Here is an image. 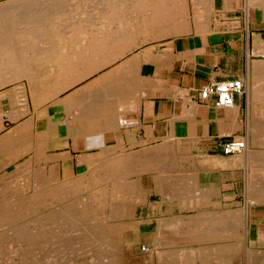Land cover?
I'll return each instance as SVG.
<instances>
[{"label":"crops","instance_id":"crops-1","mask_svg":"<svg viewBox=\"0 0 264 264\" xmlns=\"http://www.w3.org/2000/svg\"><path fill=\"white\" fill-rule=\"evenodd\" d=\"M177 1H182L184 6L181 23L147 27L134 40L123 37L85 42L72 38L50 43L57 49H65L48 59L56 64L51 65L53 71L43 73V84L37 95L46 100L39 107L34 106V93L26 80L0 89V114L8 125L0 131V136L26 122L34 128L35 137L37 134L46 137L38 140L40 157L43 156L40 164L32 162V166L33 169L42 167L46 176L56 175L59 183L87 176L102 163L109 164L111 159L150 161L166 155L172 160L175 167H168L171 178L167 194L171 199L167 204L160 201V183H153L149 175L142 176L140 189L144 191H141L151 190V193L148 203L136 206V220L140 224L137 256H143L154 243L158 219L191 214L179 210L185 201L175 197V191L193 190L196 197L187 198L188 202H211L213 212L224 206L238 209L239 188L242 183L246 189L249 165L238 166L235 161L239 155H223L221 146L237 136L247 137L248 144L252 141L248 130L254 119L250 92L256 86L255 80L264 84V73L254 72L255 65L264 62L257 54L264 53V0H172ZM71 28L61 27L62 30ZM83 47L86 56H79ZM99 47L106 49L101 57L105 64L92 70L89 66L98 57L93 50ZM115 47L122 50L114 54ZM232 79L242 80L245 92L234 97L231 107H215L213 97L205 102L200 100V91L205 85ZM100 82L106 89L103 88L106 101L101 108H94V98L95 102L99 101L102 95H96L102 93L98 89ZM18 84L23 86L27 109L21 107ZM32 153L17 162L32 159ZM126 168L127 165V171ZM250 218L251 237L252 230L256 235V226L264 223V217ZM159 252L167 255L169 250L156 249L157 258ZM157 258L153 264H159ZM232 264L238 262L235 260Z\"/></svg>","mask_w":264,"mask_h":264},{"label":"bare ground","instance_id":"bare-ground-1","mask_svg":"<svg viewBox=\"0 0 264 264\" xmlns=\"http://www.w3.org/2000/svg\"><path fill=\"white\" fill-rule=\"evenodd\" d=\"M67 1H0V88L26 80L34 93L32 100L35 107H39L46 100L37 95L43 84V73L46 70L53 71L51 65L56 64L48 59L61 54L65 49H57L50 44L53 41L77 38L88 42L109 38L120 40L123 37L134 40L144 34L142 29L147 27L177 24V17L184 16L185 13L182 1L172 0H151L143 3L138 0H74L68 11L63 12L67 9ZM63 6L65 8L61 9ZM147 8L150 10L148 13L144 11ZM200 19L202 20L199 17ZM61 27H72V30H62ZM80 50L78 55L86 56V49L83 47ZM105 50L102 47L93 50V54L100 58L97 57L89 68L95 70L105 64L101 58ZM119 50L122 49L115 47L113 53L118 54ZM99 84L98 89L102 93L97 92L96 95L102 94L100 100L95 102V98L90 99L94 102L93 107L101 108L106 100L103 96L104 85L102 82ZM18 87L24 93L22 84H18ZM260 96L262 99L258 103H261L262 108H257L258 115L264 110V91ZM23 123L25 124L15 126L16 128L0 139V173L8 165L15 164L19 158L34 151L31 154L32 159L17 162L11 172L0 174V264H153L157 258L154 253L156 249L169 250L167 255L159 252V264H232L237 259L240 264H264V224L256 226V235L252 239L248 214L251 207L264 205V195H259L260 190L255 185L259 178L252 179L250 185L251 197L244 213L245 226L241 224L245 229L244 233H240L241 236L236 234L238 228L236 229L237 225L233 226V219L225 218L218 222V219L207 218L204 222H198L199 220H191L188 215L169 220L160 218L157 221L154 243L148 246L144 257L135 260L129 254L126 241L129 239L134 243L139 242L136 228L140 224L134 225L136 219H122L121 207L133 209L131 213L135 216L136 206L148 203L147 193L150 194L151 190L144 193L140 189L143 175H149L153 183H160V201L167 204L171 196L164 193L170 183L168 179L171 177L167 169L174 166L172 160L166 158V155H159L157 159L150 161L142 158H132L133 161L127 158V162L123 159H111L110 165L102 163L91 174L62 184L57 181L56 175L46 176L42 167L33 169V163L40 164V158L43 157H40L38 144L43 136L36 131L35 137L34 128L26 122ZM249 131L256 150L248 146L249 139H246L247 145L243 151L247 157L237 163L252 166V174L256 170L258 177L262 176L260 179H264V123L260 118L256 124L252 123ZM193 193V190L184 193L175 191L174 196L185 201L189 197L195 198L196 193ZM205 204L209 206L212 203ZM188 205V201L184 202L181 206L182 212Z\"/></svg>","mask_w":264,"mask_h":264},{"label":"rangeland","instance_id":"rangeland-1","mask_svg":"<svg viewBox=\"0 0 264 264\" xmlns=\"http://www.w3.org/2000/svg\"><path fill=\"white\" fill-rule=\"evenodd\" d=\"M1 1V3L2 2H4V0H0ZM69 1V2H68ZM67 2L68 3H65L64 5L66 6V8L67 9H64L63 10V12H67L68 11V8L70 7V5L74 2V0H68ZM4 6H6V5H4ZM63 8H65L64 6L63 7H61V9H63ZM66 10V11H65ZM90 12V11H89ZM88 13V12H87ZM89 14V13H88ZM182 17H184V16H180L179 15V17H177V24L180 22H182ZM179 21V22H178ZM257 54H260L261 56H264V53H257ZM264 58V57H263ZM264 62H261V63H258V64H256L255 65V67H254V72L256 73V74H262V73H264ZM259 82H261V80H255L254 81V83H256V86H254V88H253V90H252V92H250V95H251V93H252V99H253V103H254V119H253V122H254V124H256L257 123V121H258V118H260V120L264 123V110H262V113L261 114H257V108L259 107V108H262V105H261V103H258V101H260L261 99H262V96H260L261 95V93L264 91V84L262 83L261 85L260 84H258ZM8 85H6V86H4V87H7ZM3 88V87H2ZM1 89V88H0ZM21 92H19V97L18 98H20L19 100L21 101V103L22 104H24V105H21V107H23V106H25V109H27L26 107H27V105H26V103H27V99H26V95L24 94V93H22V90H20ZM20 95H21V97H20ZM258 97V98H257ZM25 100V101H24ZM25 102V103H24ZM261 105V106H260ZM0 116H2L1 114H0ZM0 125H2L1 127H0V131H2V130H4L5 128H7L8 127V125H6V122H3V116H2V120L0 121ZM248 130H250V127H249V129ZM3 136H5V134L4 135H2V136H0V139L3 137ZM245 139V141L247 142V140L246 139H248L247 137L246 138H244ZM253 142L251 141V143L250 144H248V146L251 148V149H254V150H256V147L252 144ZM252 144V145H251ZM247 145V144H246ZM253 146V147H252ZM263 148V147H262ZM264 149V148H263ZM245 152L243 151L241 154H238L239 155V158L237 157V159H238V161H243V158H246L247 157V155H246V153L244 154ZM237 160L235 161V163H237L238 162ZM237 165L238 166H245V164H242V163H240V164H238L237 163ZM247 165V164H246ZM249 168H247V170H246V178H245V185H246V189H245V186L241 183L240 184V188H239V195H238V201H239V207H238V209H230V208H228V207H222L221 209H220V211H217V212H213L212 211V208H211V206H214V205H209L208 206V204H205L206 202L204 201H198V203L196 202V201H194V202H191V201H189L188 203H189V205H188V207L186 206V207H184L183 208V210H184V212H186V211H188V212H190L191 214L190 215H188V217L191 219V220H193V221H195V220H199L198 222H204L207 218H209V219H212V220H214V219H218V222L222 219V220H224L225 218H228V219H233V223H234V225L233 226H235V225H237L236 226V229H237V233L236 234H238V236L240 235H242V234H240V233H244V231L243 230H245V229H243V227L245 226L244 225V220H245V215H244V213H245V211H246V208H247V205H248V203L250 202V185H251V183H252V179L253 180H256L257 178H259V180L255 183V185H257L258 186V188H259V190H260V193H259V195L261 196V195H264V179H260L262 176H260V177H258V172L255 170L254 172H255V174H252L253 173V169H252V166H248ZM251 167V168H250ZM14 169V166H10L8 169H4L0 174H5V173H8V172H11L12 170ZM252 169V170H251ZM167 170H169V169H167ZM251 173V174H250ZM257 174V175H256ZM253 175V176H252ZM255 178V179H254ZM167 192H168V190H165V193L164 194H166V195H168L167 194ZM148 195H149V193H147ZM170 196V195H169ZM191 198V197H190ZM186 201H188L187 199L185 200V202ZM208 203H211V202H208ZM193 206H194V208H193ZM201 206V207H200ZM249 206V205H248ZM137 208L138 207H136L134 210H135V216L134 215H132V210L133 209H126L124 206H122L121 207V217H122V219H127V220H134V219H137ZM181 212H182V210H181V207H180V209H179ZM198 211H200L199 213H200V216L198 215ZM230 212V213H229ZM126 214H128V216L126 217ZM248 214H250L249 215V221L252 223V221H251V218H250V216L252 217V216H263L264 217V206L263 205H256V206H254V207H251L250 209H249V212H248ZM224 215V216H223ZM130 216V217H129ZM136 217V218H135ZM237 219V220H236ZM204 220V221H203ZM138 221V220H137ZM227 221V220H226ZM237 221V222H236ZM243 223V225L241 226V224ZM138 225V223L137 222H135L134 223V225ZM259 224H264V223H259ZM256 225V224H255ZM241 226V227H240ZM252 227H253V225H252ZM139 228H140V226L138 225V227L136 228L137 229V233H139ZM251 229V228H250ZM241 230L243 231V232H241ZM251 237L253 238V237H255V231L254 230H252V233H251ZM137 243L138 242H136V243H134L132 240H127L126 241V247L127 248H129V254L131 255V257H133L135 260H140L141 259V257H144L145 256V253H144V255L143 256H137L136 255V248H137ZM133 246V247H132ZM128 257V256H127ZM126 257V258H127ZM137 257H138V259H137ZM129 258V257H128ZM237 262H238V264H240V260L239 259H237L236 260Z\"/></svg>","mask_w":264,"mask_h":264},{"label":"built area","instance_id":"built-area-1","mask_svg":"<svg viewBox=\"0 0 264 264\" xmlns=\"http://www.w3.org/2000/svg\"><path fill=\"white\" fill-rule=\"evenodd\" d=\"M264 57V56H262ZM245 92V84L242 80L232 79L223 82H214L205 85L200 91V100L207 101L213 97V105L217 108H229L234 103L236 95ZM246 147L244 137H233L230 141L221 146L223 155L240 154Z\"/></svg>","mask_w":264,"mask_h":264}]
</instances>
